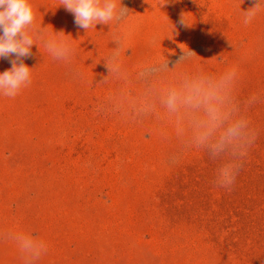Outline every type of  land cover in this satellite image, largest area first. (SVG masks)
Instances as JSON below:
<instances>
[{"label":"rangeland","instance_id":"rangeland-1","mask_svg":"<svg viewBox=\"0 0 264 264\" xmlns=\"http://www.w3.org/2000/svg\"><path fill=\"white\" fill-rule=\"evenodd\" d=\"M30 2L72 51L37 40L30 86L0 97V264H25L16 234L46 243L35 264H264V3L245 25L252 0H122L125 18L86 31L60 0ZM181 48L195 54L177 62ZM196 87L223 127L255 133L229 187L217 170L239 149L212 155L223 127L201 142L205 106L183 102Z\"/></svg>","mask_w":264,"mask_h":264},{"label":"clouds","instance_id":"clouds-1","mask_svg":"<svg viewBox=\"0 0 264 264\" xmlns=\"http://www.w3.org/2000/svg\"><path fill=\"white\" fill-rule=\"evenodd\" d=\"M254 7L244 11V24H249L261 10L264 0H252ZM62 6L73 16V23L78 29L88 31L99 24H109L125 18L129 12L122 6V0H60ZM177 24L187 28L185 15H181ZM61 34V33H60ZM46 36L42 29L35 28V13L30 0H0V60H7L11 67L0 72V97L15 98L23 88L30 86L31 70L25 60L31 58L33 45L43 42L47 51L56 60H65L72 48L61 35ZM63 34V33H62ZM195 54L189 50L187 53L181 48V55L176 60L181 61ZM235 71H230L224 77L227 84L235 77ZM180 93H169L167 106L175 110L181 101ZM255 99V97H253ZM219 97L213 93L196 87L191 94L183 98V102L199 107L205 106L209 117L207 131L202 135L201 142H205L219 128H222L228 116L221 113L217 106ZM255 138L254 131L249 127V121L239 118L223 127L218 141L211 145L212 155L224 151L229 145L238 149L239 160L236 163H223L217 170L215 183L220 187H229L234 183L236 174L241 167L240 161L246 155L247 148ZM24 256L25 264H35L47 251L46 243L38 236L32 234H16L13 236Z\"/></svg>","mask_w":264,"mask_h":264}]
</instances>
